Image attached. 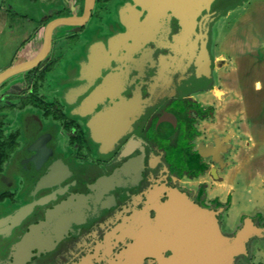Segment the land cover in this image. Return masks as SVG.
Masks as SVG:
<instances>
[{"label": "flooded vegetation", "instance_id": "obj_1", "mask_svg": "<svg viewBox=\"0 0 264 264\" xmlns=\"http://www.w3.org/2000/svg\"><path fill=\"white\" fill-rule=\"evenodd\" d=\"M243 1L214 0L185 22L163 7L167 0H95L84 24L53 33L47 56L21 74L20 86L0 85V105L22 114L18 128L5 129L17 148L0 161V221L23 213L0 225V264L49 208L114 177L122 183L103 212L22 264H183V228L164 213L176 194L215 210L224 232L231 191L223 197L215 183L230 174L233 145L214 122V96L223 91L214 88L213 32ZM62 2L45 24L59 13L84 14L85 0ZM155 11L162 13L151 20ZM140 57L154 60L142 79L134 68Z\"/></svg>", "mask_w": 264, "mask_h": 264}, {"label": "rangeland", "instance_id": "obj_2", "mask_svg": "<svg viewBox=\"0 0 264 264\" xmlns=\"http://www.w3.org/2000/svg\"><path fill=\"white\" fill-rule=\"evenodd\" d=\"M61 1L9 0L8 3L16 11L37 19L45 12L51 15L52 8L55 9L54 6ZM10 5L7 7L10 8ZM57 15L63 16L61 13ZM49 18L50 16L41 21L45 23ZM24 21L21 22L23 31L17 32L26 33L20 37L14 36L7 28L0 27V56L8 58L11 55L15 40L23 41L32 35L30 40L36 38L39 40L42 37L43 28H40L38 33L31 34L34 24ZM27 27L30 28L28 32ZM63 30L56 29L55 38L61 35ZM213 36L216 38L214 88L223 91L221 97L214 96L216 101L214 122L222 124L220 127L222 135L231 133L230 143L233 145L228 156L231 162L230 174L223 184L215 183V189L221 188L219 193L221 192L223 197L231 191V205L227 213L223 214L222 221L223 233L233 235L245 216L264 221V0H244L241 4L234 5L231 10L219 16ZM153 64L152 57H140L134 65L138 71L137 77L142 79L146 69L153 68ZM51 68L49 65L48 69ZM21 74L9 79L5 89L12 85L20 86ZM46 75L53 84L52 74ZM41 79L42 76H39V81ZM38 86L37 84V90ZM3 88L1 87L0 91ZM46 98L48 100L49 96ZM3 104L0 105V122L3 124L0 139L5 148V157L7 156V160L11 158V161L17 146L14 148L16 141L10 143L11 138H8L5 129L12 131L18 128L21 125L22 114L18 106L5 107ZM214 122L212 121L211 125ZM241 168L245 171L244 178L238 173ZM204 178L208 177L201 176L200 180ZM236 264H264V239L254 238L250 243L247 258L237 260Z\"/></svg>", "mask_w": 264, "mask_h": 264}, {"label": "water", "instance_id": "obj_3", "mask_svg": "<svg viewBox=\"0 0 264 264\" xmlns=\"http://www.w3.org/2000/svg\"><path fill=\"white\" fill-rule=\"evenodd\" d=\"M160 1L166 3V0ZM213 1L167 0V5H162L173 8L186 22L197 18L204 9H209ZM94 4L95 0H85L83 15L59 16L48 21L43 27L41 51L30 61L14 64L1 71L0 85L41 63L50 50L54 31L58 28L84 24L89 19ZM160 13L162 12L155 11L153 17H150L151 20H154ZM213 153L216 159H219L218 150L215 149ZM121 183V178L114 177L105 184L95 185L89 194L74 193L66 200L49 208L45 217L33 223L23 234L21 240L15 244L9 264H22L32 255L54 246L62 236L90 222L109 206L113 190ZM180 195H174L168 211L164 213L167 212L169 221H172L176 227L178 224L183 228V246L178 247V259L182 258L183 264H234L238 255H249L253 238L264 239V227L250 216L245 218L235 235L226 236L221 231L215 210L189 201L185 193ZM181 197L184 199L183 202H180ZM22 216L23 213L19 212L11 219L6 218L0 221V225H12ZM160 220L163 221L162 218Z\"/></svg>", "mask_w": 264, "mask_h": 264}, {"label": "crops", "instance_id": "obj_4", "mask_svg": "<svg viewBox=\"0 0 264 264\" xmlns=\"http://www.w3.org/2000/svg\"><path fill=\"white\" fill-rule=\"evenodd\" d=\"M38 1H41V0H38ZM8 2L9 0H0V27L1 28H4V29L7 28L10 32H12V34H14V36L20 37L21 34L26 33V32L25 33L17 32V31L22 30L21 22L24 20L28 24H31V25L34 24L31 34L34 32L38 33L39 29L44 27L45 23H43L44 21H41V20L44 18H47L49 15L48 14L49 12H45L43 16H40L36 19L34 16L22 14L16 11V9L13 8ZM62 3H64V1ZM9 5H10V8L7 7ZM29 29L30 28L27 27L26 31L28 32ZM41 35L43 36V34ZM31 37L29 39L26 38L23 41L15 40V42L13 43L14 49L11 52V55L8 56V58L6 56L4 57L0 56V72L13 66L14 64L27 62L33 59L34 57H36L37 52L39 48L41 47L42 37L39 40H37V38L34 40H30Z\"/></svg>", "mask_w": 264, "mask_h": 264}, {"label": "trees", "instance_id": "obj_5", "mask_svg": "<svg viewBox=\"0 0 264 264\" xmlns=\"http://www.w3.org/2000/svg\"><path fill=\"white\" fill-rule=\"evenodd\" d=\"M1 127H2V124L0 122V129H1ZM10 143H11V141H10ZM0 157L2 158V161L7 158V156L5 157V148H4V145L1 143V139H0Z\"/></svg>", "mask_w": 264, "mask_h": 264}, {"label": "bare ground", "instance_id": "obj_6", "mask_svg": "<svg viewBox=\"0 0 264 264\" xmlns=\"http://www.w3.org/2000/svg\"><path fill=\"white\" fill-rule=\"evenodd\" d=\"M217 91V90H216ZM219 91H222V90H219Z\"/></svg>", "mask_w": 264, "mask_h": 264}]
</instances>
